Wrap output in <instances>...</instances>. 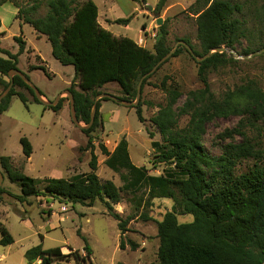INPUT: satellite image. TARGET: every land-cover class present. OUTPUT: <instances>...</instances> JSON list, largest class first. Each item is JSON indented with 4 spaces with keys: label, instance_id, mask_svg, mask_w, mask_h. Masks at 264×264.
Instances as JSON below:
<instances>
[{
    "label": "trees",
    "instance_id": "obj_1",
    "mask_svg": "<svg viewBox=\"0 0 264 264\" xmlns=\"http://www.w3.org/2000/svg\"><path fill=\"white\" fill-rule=\"evenodd\" d=\"M166 2L158 0L157 8H162ZM4 4L17 10L16 20L27 24L38 37L46 39L54 60L62 66L73 68V83L66 91L72 95L78 122L85 126L90 123L95 97L103 94L99 89L115 83L123 96L117 98L119 101L135 100L140 79L171 50L166 43L167 33L162 27L152 51L128 38H115L99 26L97 7L90 0H0V5ZM41 6L46 12L37 17ZM190 10L196 16L197 40L202 51L196 52L187 40H181L193 51L194 57H191L203 58L216 48L234 51L241 40H248L242 4L232 0H195ZM129 22L130 18H127L117 19L114 23L126 26ZM13 41L18 46L15 54L0 46V54L3 55L0 57L1 91L9 85L7 75L10 71L16 70L25 75L18 68V58L25 52L26 43L21 35L13 37ZM181 52L189 53L179 45L172 57ZM248 54L247 51L242 53L245 56ZM261 57H264V53ZM227 62L234 60L227 58L225 53H213L197 63L201 87L188 91L181 106H177V103L182 94L175 88L170 90L166 105L150 118L161 140L159 146L153 144V147L161 150L157 156L158 163L172 168L171 174L150 176L145 168L134 166L129 160L124 139L111 153L102 144L98 145L106 158L104 164L107 168L113 172H126L124 190L138 191L149 185L158 198L173 202L172 209L157 223L158 249L156 262L151 264L264 262V151L258 149L244 133V128H256L259 122H264V90L254 80H247L215 96L210 91L207 72ZM29 70H41L47 76L44 68L29 67ZM25 77L29 79L27 75ZM167 80L164 77L160 85L164 87ZM23 91L29 94L31 100ZM40 95L43 97L41 92ZM12 98H16L25 108L30 104L41 105L19 77H13L12 88L0 103V115L8 110ZM62 101L60 99L53 107L43 109L57 112L62 107ZM100 101L104 99L96 103L92 124L82 130L88 136L91 152L88 175L73 180L48 179L41 192L33 179L11 166L9 157H0V173H5L11 183L19 185V203H26L31 197L45 196L86 207H92L96 201H100L123 233L126 221L111 207L119 203L120 191L111 181L101 182L95 173L96 157L93 155L92 142L99 128ZM140 106L134 107L138 122H142ZM231 116L241 118L236 128L224 134L231 141L220 147L219 155H210L202 144L206 125ZM183 117L187 118V122L180 127ZM236 136L240 138L239 142L233 140ZM19 145L23 156L28 158L32 153L30 142L22 137ZM244 163H247L244 170L239 171ZM176 215H191L193 222L179 224ZM12 243V237L0 223V246L6 247ZM119 245L120 249L124 248L122 241ZM129 246L131 250L137 247L133 243ZM83 251L85 256L76 251L63 255L59 247L43 250L38 245L26 251L24 258L27 264L35 261H39V264H55L71 255L75 264H92L91 250L86 243Z\"/></svg>",
    "mask_w": 264,
    "mask_h": 264
},
{
    "label": "rangeland",
    "instance_id": "obj_2",
    "mask_svg": "<svg viewBox=\"0 0 264 264\" xmlns=\"http://www.w3.org/2000/svg\"><path fill=\"white\" fill-rule=\"evenodd\" d=\"M26 1L28 0H24ZM90 1L97 7L99 26L115 38H128L138 46L152 51L162 27L167 33L166 43L171 50L178 41L185 39L196 52H202L197 40L196 16L190 10L195 0H167L160 9L157 8L158 0ZM232 1L243 5L248 40H241L233 51L240 58H234L229 52L231 50H228L224 53L234 62L208 70L207 80L210 91L215 96H220L247 80H254L264 90L263 54L250 58L242 55L244 51L249 52L247 56H250L260 48L264 49V0ZM5 8L8 9L4 18L7 31L0 38L1 48L12 54L17 53L18 46L13 37L21 35L26 46L25 52L18 58V68L43 94V102H53L57 96L55 104L60 99L63 100L61 109L53 112L44 110L38 104H30L25 108L16 98H12L8 110L0 115V157H9L11 166L33 179L36 188L43 192L44 182L48 179L73 180L89 174L91 152L88 136L72 123L69 99L63 93L73 83V68L62 66L54 60L46 39L36 37L27 24L17 23L15 16H11L12 7ZM45 12L44 6H41L36 16H43ZM127 18H130V22L126 26L114 23L117 19ZM172 55L140 86L138 104L141 105L142 122H138L134 107H125L106 99L100 101L99 128L93 135L95 139L92 142L93 155L96 157L95 173L101 182L111 181L119 189L120 201L111 207L113 212L126 221L125 231H119L117 221L108 215L100 201H96L92 207H86L45 196L31 197L26 203H19V185L11 183L3 173L0 186V223L7 229L13 243L6 247L0 246V264H27L25 252L38 245L43 250L59 247L63 255L76 251L85 256V243L91 250L92 264L156 262L157 223L172 209L173 202L158 198L149 185L138 191L124 190L123 178L127 176L126 172H113L107 168L104 164L106 158L98 145L102 144L111 153L119 141L124 139L129 160L134 166L145 168L150 176L172 173V168L158 163L157 156L161 150L153 147V144L159 146L161 140L150 123V118L166 105L170 90L175 88L182 94L177 103V106H181L188 91L201 87L197 77L199 62L196 60L201 58H193L186 52H181L176 57ZM0 57L3 55L0 54ZM29 67L44 68L47 76L41 70L30 71ZM164 77L168 80L162 87L160 83ZM74 85L76 87L77 80ZM1 90L0 86V93ZM98 91L116 98L123 97L115 83L107 84ZM23 92L31 100L29 94ZM240 121L241 118L231 116L207 124L202 139L206 152L213 156L219 155L220 147L231 141L226 138L225 132L236 128ZM186 122L187 118L183 117L180 127ZM80 126L85 127L83 123ZM244 133L258 149L264 151V122H259L256 128H244ZM22 137L32 147L28 158L23 156L19 145ZM233 140L239 142L240 138L236 136ZM245 165L247 163L242 164L238 170H244ZM176 220L179 224H190L193 217L176 215ZM120 241L124 245L123 249H120ZM130 243L137 246L135 250H131ZM39 263L35 261L32 264ZM55 264L75 263L69 255L64 261Z\"/></svg>",
    "mask_w": 264,
    "mask_h": 264
},
{
    "label": "water",
    "instance_id": "obj_3",
    "mask_svg": "<svg viewBox=\"0 0 264 264\" xmlns=\"http://www.w3.org/2000/svg\"><path fill=\"white\" fill-rule=\"evenodd\" d=\"M159 24V22H158ZM183 46L189 53L191 56L194 57V53L193 51L191 50V48L186 44L184 43L183 41H178L175 45V47L168 53L166 54L163 58H161L156 64L155 66L151 69L150 72H148L147 74H145L139 81L138 85H137V90H136V97H135V101L134 102H129V101H119L115 96H112V95H109V94H100L98 96L95 97L94 99V104H93V107H92V110H91V113H90V123L88 126H85L84 128L80 126V123L78 122L77 118H76V115H75V111H74V106H73V98H72V95L69 91H65L63 93L67 94L68 96V99H69V108H70V117H71V120H72V123L80 128L81 130H84V129H87L93 122L94 120V115H95V112H96V103L98 100H102V99H106V100H110L112 102H115L119 105H123L125 107H136L139 103V99H140V86H141V83L144 79H146L148 76H150L151 74H153L156 69L165 62V60H167L172 54L173 52L175 51V49L179 46ZM229 49L227 48H216V49H213L211 51H209L203 58L201 59H196L198 62H201L202 60L208 58L211 54L213 53H218V54H221V53H224V52H228ZM232 56L236 59L240 58V56L233 52V51H229ZM264 53V49H261L257 52H254L253 54H251L250 56H246L244 58H250L256 54H263ZM8 80H9V85L7 86L6 89H4L1 93H0V103L1 101L8 95L10 89L12 88V84H13V77H19L33 92L34 94V97L41 103V105L43 107H53L58 99L59 96H57V98L53 101V102H50V103H45L43 102L42 100V96L40 95V92L37 88H35V86L29 81V79H27L25 77V75H23L21 72L19 71H16V70H13V71H10L8 73ZM2 182H3V176L2 174L0 173V186L2 185Z\"/></svg>",
    "mask_w": 264,
    "mask_h": 264
},
{
    "label": "crops",
    "instance_id": "obj_4",
    "mask_svg": "<svg viewBox=\"0 0 264 264\" xmlns=\"http://www.w3.org/2000/svg\"><path fill=\"white\" fill-rule=\"evenodd\" d=\"M5 7H12L13 8V11L11 12V16L13 17V16H16V13H17V10L13 7V6H10V5H8V4H4V5H0V34H2V36L3 35H5L6 34V26L4 25V18H5V14H6V12L8 11V9L7 8H5ZM5 9V10H4ZM10 16V17H11ZM17 21V23H19V21L18 20H16ZM36 35V34H35ZM15 37H16V35H15ZM36 37H38L37 35H36ZM2 38V37H1Z\"/></svg>",
    "mask_w": 264,
    "mask_h": 264
}]
</instances>
